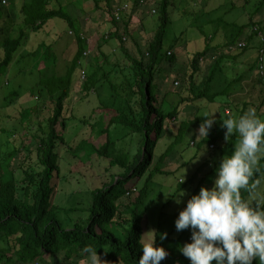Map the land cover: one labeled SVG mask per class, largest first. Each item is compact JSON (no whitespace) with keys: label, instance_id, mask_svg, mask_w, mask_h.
I'll return each mask as SVG.
<instances>
[{"label":"trees","instance_id":"1","mask_svg":"<svg viewBox=\"0 0 264 264\" xmlns=\"http://www.w3.org/2000/svg\"><path fill=\"white\" fill-rule=\"evenodd\" d=\"M5 1L7 2V0ZM141 1L138 0L136 3L139 2L140 4ZM158 1L161 11V22L153 39L147 45V50L145 52L142 51L140 58H134L129 55L130 52L126 47L128 41L123 39V35H119L118 27H115L109 35V37L113 35V37L119 38L124 50H126V54L131 59L134 70L133 80L130 76L127 78V87L130 94L126 95V107L118 108L114 104L109 106L103 103L102 114L99 119L94 122H89L88 119L84 120L94 129L97 128L95 131L96 135L91 137V139L81 140L79 145L73 148L75 150L71 149V151L73 152L72 154L79 156L82 161L96 153L101 157L109 158L111 164L121 168L123 171L118 176H114L108 184L92 189L91 205L82 209L87 212L86 216L74 220L68 216V218H63L60 215V207L54 203L57 183L60 177L57 148L60 141L65 142L64 135L59 127L61 126L64 129L66 126L65 117H68V114H65V109L74 85L72 73L78 64L82 67V60L85 58L83 53L88 47L87 38L81 31L78 17L69 9H66L65 7L68 5L65 6L60 0H23L16 13L4 4L6 3L4 0H0V17H5V19L8 17L10 21H14L15 16L16 20L20 18L18 20L17 35L8 33L0 41V77L7 72L11 63L15 60L16 53L23 45L28 32L40 30L47 23L52 24L51 29L55 31L57 26L54 20L57 18H62L68 22L70 26L68 33L74 36L73 40L77 44L71 65L67 66L66 72L58 73V75H56L58 72L56 70L58 66L61 68V64L58 63L57 59L54 62L51 61L52 63L49 62L54 54V50L50 49L53 48L54 44L57 45L58 40L61 38L58 30L55 31L56 36L53 37V43L48 44L44 49L45 53L39 55L40 57H36L38 58L37 64L44 65L43 67L40 66L42 68L40 70H47L46 68H50L52 65L56 74L45 76L43 71H40L39 92L48 94L49 101L45 104L44 109L49 110L50 114L40 124L41 132L38 135H34L35 137L33 136L37 140L35 144L38 168H34L32 163L25 169L24 182L26 184L22 187V196L18 194V182L15 178L14 170L9 168V163L11 158L18 154L24 146L15 147L8 152L6 158H3V155H1L2 143H0V242H3V245L0 246V264H31L34 262H41V264H63L64 262L72 264L86 258L82 253V249L86 245L97 247V252L100 256H103L113 264H137L139 257L142 255V247L139 240L145 231L142 210L150 186L157 174L169 173V170H164L166 158L176 149L177 145L181 144L183 137L189 133L191 134L197 123L203 121L206 116L210 118L209 113H200V107H197L196 110L199 115H196L192 120L181 122L172 143L160 154L158 161H154L158 141L168 132L166 122L173 118L177 119L179 107H181V105H178L171 111L164 112L162 100L159 103L156 92L154 93L153 91L154 85L156 90H159V84L156 80L166 78L162 73L170 71V67L178 61L177 53H168L169 50H172L170 48H175L178 38L168 48L169 50L164 48L166 30L170 23L168 8L172 0ZM260 1L259 9L264 5V0ZM81 2L77 0L78 4L76 6ZM12 3L14 4V2ZM92 3L94 10H106L110 22L115 26L118 24L112 14L113 0H92ZM70 5L71 3L69 2ZM12 8H14V5ZM217 20L218 18H216ZM130 21L131 17L126 19V21L124 19L125 29L129 30ZM209 21L212 22L214 20L209 19ZM262 24L261 28L264 26ZM246 26L251 27L252 25L247 22L238 26L237 30L241 32ZM260 27L258 25L251 27L252 32L248 38H244L246 45L242 48H230L239 42L240 37L238 34L229 35V33L226 34L225 32L226 40L223 43L216 44L215 42L211 44L209 38L215 39L216 34L212 32L205 35V31L201 30V34L207 39L205 48L197 51L193 56H189L187 53V57L190 60L188 64L189 73L186 80L192 94L189 97L191 98L190 100L203 99L215 102L218 97L225 96V104L230 105L232 101H229V97L236 91V85H241L243 80L253 76V73L256 72L261 48H264V32ZM254 37L258 39L259 44L250 46L251 39ZM247 49H251L256 53L254 55H257V60L247 65L248 67L245 71L236 62V65H238L236 68H240L239 73L237 76H230L226 69L230 68L231 63L237 61L236 59H239ZM138 50L142 49L139 47ZM38 51H40V47L30 52L31 56H35ZM238 51L240 53H237ZM209 57L213 58V60L208 64L207 76L200 81L204 86L201 88L200 83L196 81L201 72V63L209 59ZM167 66L170 67L167 68ZM109 76L110 73L108 71H105L100 76L98 69L88 70L86 78H80L79 80L80 88L84 89L86 95H88L91 90L97 89L98 84L103 79H109ZM215 78L216 88L214 87L215 89H213ZM218 78L221 79L220 85L217 82ZM109 84L114 91V98H118L120 96V85L112 81H109ZM252 84L254 86L259 85L258 91L254 93L251 90L249 95L255 94L256 98L252 100H248L249 98L245 99L242 104L235 103L236 107L233 110V114L229 110L226 118H239L251 108L249 105L255 106L256 109H254L257 116L261 119L264 118V111L261 112L260 110V108L264 107V78L256 74L255 82ZM33 93L34 87H32ZM257 100H259V103H256ZM179 101L183 103L188 100L180 98ZM16 103H21L20 92L18 89L13 88L5 95L4 103L1 107L9 109L10 106ZM67 109L69 110V108ZM34 110L35 106L25 108L22 112L23 121L30 119ZM105 110L106 112L104 113ZM197 111L194 113L196 114ZM116 124L123 125L129 128L130 131L121 137L113 138L112 127ZM18 135H14L11 140L15 141L20 138ZM218 137V135L212 134L195 141L196 132L194 130L190 141L199 147L204 143H207L210 147V144L215 143ZM128 138H130V142L126 143L127 147L121 148L119 143ZM237 139L238 136L236 135L230 137L221 147V152L225 154L226 149L233 145V142ZM13 141L11 142L13 143ZM23 142L22 140L21 143L23 144ZM146 173L145 180L139 188L137 186L138 180ZM262 175H264V155H261L258 159L250 183ZM190 180L193 181L194 179L191 178ZM185 185L184 181L180 182L179 189H182ZM196 189L193 194L196 193ZM241 194L243 197H247L249 192L241 190ZM77 210H81V208H64L66 213L71 212V214ZM173 230L176 231V227L171 229V231H166L167 236L164 240L160 239L162 230H157L155 242L157 245L163 246L168 252V255L160 264H190L188 258L180 252L179 246L188 242L191 230L184 229L174 239L171 237ZM172 241L176 243L177 247H173L170 244ZM252 264H259V261L254 259Z\"/></svg>","mask_w":264,"mask_h":264},{"label":"rangeland","instance_id":"2","mask_svg":"<svg viewBox=\"0 0 264 264\" xmlns=\"http://www.w3.org/2000/svg\"><path fill=\"white\" fill-rule=\"evenodd\" d=\"M11 1L14 2V4ZM11 1L7 0L4 4L16 13L20 5H22L23 0ZM60 1H62V4H65V6L68 5L65 8L75 14V7L76 4H78L76 3V0ZM79 1H82L84 6V8L81 7V11L85 9L91 19L96 20V22L93 23L95 29L94 33L96 32L99 35V42L97 44H101L102 38H105L104 36L106 34H110L112 32L111 28L108 30L104 29V26L106 25L105 23L107 22L106 17H108V12L102 9L94 10L92 0ZM113 1V5L121 2V0ZM127 1L131 5L130 9H132L138 0ZM179 1L180 0H172V3L169 5L168 11L170 23L166 30V39L164 40V48L168 49L178 38L175 48H170L172 49V52L177 53L178 61H176L172 67L167 66V68L170 67V71L162 73V75H165L166 78H159L156 80L159 84V90H156V86L154 85L153 91L154 93L156 92L158 102L160 103L162 100L164 112L167 113L178 105H181V107H179L177 119L173 118L172 120L166 122L168 132H166L164 137L158 141L154 161H158L160 154L163 153L172 143L181 122L185 120H192L196 115H199V112L196 110L197 107H200V113H209L210 118H212L211 114L213 113V124L209 129L207 136H211L213 134L215 136L218 135L220 138L218 137L215 141V148L209 147L207 143L202 144L200 147L195 143H192L190 140L194 130L196 132V138H194L195 141L203 137L198 136V129L202 122L200 121L197 123L193 132L185 135L181 144L177 145L176 149H174V151L166 158L164 170H169V173L157 174L155 176L154 181L150 186L143 210L141 208L144 214V240L148 239L150 234L147 232L150 230L157 233V230L161 229V233H163L171 231V229L175 228V219L177 218L180 210L186 206L187 200L191 197L193 192H195V189L198 188L196 189V193H198L201 186L211 187L213 185V181L216 176V168L219 166L222 156L225 154H231L237 141L233 142V145H230L226 149L224 152L225 154L221 152V147L228 141L225 139L226 129L222 126V119H227L226 116L228 112H226V109H229L233 114V110L236 107L235 103L242 104L245 99L249 98L248 100H252L256 98L255 94L251 96L249 95L251 90H253L254 93L257 92V88L259 86H254L252 84L255 82V72L253 73V76L243 80L241 85H236V91L232 93L234 100L230 103V105L225 104V96L218 97L215 102L203 99L190 100L191 98L189 97L192 94L186 80L189 73L188 64L190 60L187 57V53L189 56H193L197 51L205 48L207 39L201 34V30L205 31V35L211 34L212 32L216 34L215 39L209 38L211 44L215 42L216 44L223 43L226 40V37L224 36L225 32L226 34L229 33V35L238 34L240 37L239 41L244 40V38H248L249 34H251V27L253 25H258L259 27L262 23V25H264V5L261 9H259V3L261 4L260 0ZM69 2L71 3L70 6ZM13 5L14 8H12ZM139 6L140 8H138ZM153 8L157 9L155 13L153 12ZM134 9H140L142 11L143 15L140 16V18H142L141 20H143L146 27L151 25V28L147 27V29H150L148 31H152V29L157 30V27L161 22V11L158 0H147L146 2L145 0H142L140 4L138 2V4L135 5ZM125 17L126 19H129L127 15ZM216 18H218L219 21H216ZM209 19H213L214 21L210 22ZM18 20H20V18L16 20V16L14 21H10L8 17H6V19L5 17H0V41L3 40L8 33L17 35L19 28ZM54 21L57 26L55 31H59L58 33H60L59 35H61V38L58 40L57 45L54 44L53 48L50 49L54 50V54L51 56L49 62H54V60L57 59L58 63L61 64V68L59 66L57 67V74L52 65L50 68H46L47 70H40L42 69L40 66L43 67L44 65L40 63L39 65L37 64L38 58L36 57H40L39 55L45 53L44 49L48 44L53 43V37L56 36L55 31L51 29L52 24L50 25L47 23L40 30L28 32L23 45L16 53L15 60L11 63L7 72L0 77L1 155H3V158H6L8 152L13 150L15 147L24 146L18 154L11 158L9 163V168L14 170V175L18 182V194L20 196H22L23 192L22 187L26 184V182H24L25 169H27V167H29L32 163L34 164V168H38V164L36 163L37 150L35 144L37 143V140L34 139L33 136L38 135L41 132L40 124H42L50 114L49 110L44 109L45 104L49 101L48 94H42L39 92L40 71H43L45 76H51L53 73L56 75H58V73H64L71 65L75 55V48L71 43L74 36L68 33L70 27L68 22L62 18H57ZM247 22H250L252 26L244 27L241 32L237 30L238 26ZM123 23L124 21L122 24ZM141 25L142 23H140V26L138 25L136 34L142 50L129 54L134 58H140L143 53L142 51L145 52L147 50L148 44H146V42L148 37L144 32L147 31V29L142 28ZM261 29L264 32V26ZM127 39H129V35L127 36ZM251 43L250 46H257L259 41L258 39L256 41L254 37L251 39ZM116 45L117 46L114 47H106L107 55L99 53L96 54L97 51H94V55H91L89 62L87 60L89 68L90 65L93 66L94 64H97V62H102L103 66L98 70L100 76L105 71L110 73L109 79H103L98 84L96 90L93 89L88 95H86V91L80 88L78 79L84 72L87 74L88 70L84 66L86 64H82V67L78 64L72 73L74 85L70 98L67 100L68 105H66L65 109V114H68V117H65L66 126L64 129H62L61 126L59 127V129L62 130L65 142L60 141L57 148L59 154L60 177L57 183L54 203L60 207V215L63 218L71 217L76 220L79 217L86 216L87 212L82 209L91 205V190L96 187H100L103 184H108L114 176H118L120 172L123 171L121 168L111 164L109 158L101 157L94 153L82 161L79 156L72 154L73 152L71 151V149L75 150L73 148L79 145L81 140L91 139V137L96 135L95 131L97 128L94 129L90 124L84 122V120L88 119L89 122H94L99 119L102 114L103 103L108 104L109 106L114 104L115 107L118 108L126 107V95L130 94L129 88L127 87V78L130 76L133 80L134 70L131 59L121 47L122 43L119 38H117ZM38 47H40V51H38L35 56H31L30 52L34 51ZM114 48L117 51H113ZM253 52L254 51L251 49H247L244 51L245 54L242 53L240 57L250 54L252 55L251 59L255 61L257 60V55H254L256 53ZM237 53H240V51ZM211 60H213V58L209 57V59H206L201 63V72L200 75H198L196 81L197 83H200V81L207 76V67ZM236 60L237 61H233L231 63L230 68L226 67L227 73L230 76H237L240 70L239 67H241L244 71L248 67L246 64L242 63L241 66L236 68L238 66L236 65V62L241 59ZM109 81L120 85V96L116 99L113 96L114 91L111 88ZM176 81H179V83H176ZM217 82L220 85L221 79L218 78ZM201 84L202 82L200 83V86L203 88L204 86ZM32 87H34L33 94ZM214 87L216 88V78L214 80L213 89H215ZM13 88L18 89L20 92L21 103H16L15 105L10 106L9 109L2 108L1 105L4 103L5 95ZM164 98L165 101L163 102ZM180 98H186L188 101L180 103ZM256 103H259V100H257ZM31 106H35V110L31 118L23 121L22 112L25 108ZM249 107L256 109L255 106L249 105ZM67 108H69V110ZM260 110L261 112L264 111V107L262 109L260 108ZM195 111H197L196 114L194 113ZM105 112L106 110L104 113ZM102 116L106 117L105 115ZM129 131V128L116 124L112 127V136L113 138L121 137ZM27 132H29L28 135ZM14 135L20 136L21 139L23 137V144L21 143L22 140L20 138H17L15 141L11 140ZM10 140L13 141V143ZM129 140L130 138L125 139L119 143V146H121V148L127 147L126 143L130 142ZM28 149L30 150L28 151ZM146 175L147 173L138 180L137 186L139 188L142 186ZM191 178L194 180H190ZM181 180H183L186 185L182 189H179ZM255 181H259L257 191L264 193V175L260 176ZM182 191H184V195L179 197L180 202L177 203L176 197H178L179 193ZM249 196L250 193L247 197ZM69 207L81 208V210L74 211L72 214L71 212L66 213L64 208ZM164 228L168 230H165ZM174 230L171 234L173 239L183 231ZM190 239L191 236L188 238V241H190ZM170 244L173 247H177L174 241L170 242ZM2 245L3 242H0V246ZM100 257L102 260H105L107 264H113L111 261L106 260L103 256ZM31 264H41V262H34ZM63 264L66 263L64 262ZM72 264H87V260L86 258L80 259L79 262Z\"/></svg>","mask_w":264,"mask_h":264},{"label":"clouds","instance_id":"3","mask_svg":"<svg viewBox=\"0 0 264 264\" xmlns=\"http://www.w3.org/2000/svg\"><path fill=\"white\" fill-rule=\"evenodd\" d=\"M211 115L201 122L198 136L207 137L214 120ZM222 126L226 140L233 135L238 139L231 154L222 156L213 185L201 186L175 219L177 231L191 230L190 241L179 250L190 264H252L254 259L264 264V193L257 191L259 181L250 183L258 159L264 155V119L250 108L239 118L222 119ZM241 190L250 196L243 197ZM183 195L184 191L179 193L177 203ZM147 233V240L144 234L139 240L142 255L137 264H160L168 252L156 244L155 231ZM166 236V232L160 233L161 240ZM82 253L87 264H107L97 247L86 245Z\"/></svg>","mask_w":264,"mask_h":264},{"label":"crops","instance_id":"4","mask_svg":"<svg viewBox=\"0 0 264 264\" xmlns=\"http://www.w3.org/2000/svg\"><path fill=\"white\" fill-rule=\"evenodd\" d=\"M180 1H185V0H180ZM179 1V2H180ZM76 3H77V0H76ZM113 3H114V1H113ZM191 3V2H190ZM81 4V5H80ZM78 6H76L75 7V11L76 12H78V13H76L75 12V14H76V16L78 17L77 19H78V21H79V25H80V28H81V31L83 32V34H84V36L87 38V40H88V48L90 49V54H89V56L87 57V58H84L83 60H82V63L83 64H86V65H84L86 68H87V70H99V68L100 67H102L103 66V64H102V62L100 61L99 63L97 62V64H94L93 66L92 65H90V68H89V65H88V63H87V60H88V62H89V59H90V57H91V55L93 54L94 55V51L96 52V54L97 53H99V54H102V55H107V51H106V47L107 46H112V47H114V46H117L116 45V42H117V38L116 37H113V35H111L110 37H109V35L107 36V35H105L104 37L105 38H102V43L100 44H97L99 41H98V37H99V35L95 32L94 33V31H95V29H94V25H93V23L94 22H96V20H94V19H91V17H90V15L88 14V12L85 10V9H83L82 11H81V7L82 8H84V6H83V3L81 2ZM138 3H135V5H137ZM221 4H223V3H221ZM135 5L132 7V9H130V11L128 12V14H127V16L128 17H131V24L129 25V30L126 28L125 29V23H123L122 24V22L124 21V19H123V21L122 22H120V23H118L116 26L113 24V23H111L110 22V20L108 21V19H109V16L108 17H106V25L104 26V29L105 30H108L109 28H111V31H113L114 29H115V27H118V31H119V35H123V34H125V35H129V39H127V41L129 40V42H128V44L126 45V47H127V49H128V51L130 52V53H133V52H135V51H138V48L140 47L141 48V46H140V43L138 42V36H137V34H136V31L138 30L137 29V27H138V25L140 26V23H142V28H144V29H147V27H149V28H151V25H148L147 27H146V25L144 24V22H143V20H141L142 18H140V16H142L143 14H142V11L140 10V9H134V7H135ZM220 5V4H219ZM78 8V9H77ZM138 8H140V6L138 7ZM154 9V8H153ZM88 14V15H87ZM137 17H136V16ZM127 17V18H128ZM103 20V19H102ZM125 20H126V17H125ZM159 26V25H158ZM158 28V27H157ZM148 30H150V29H147V31H144L145 32V34L147 35V42H146V44H149V42L153 39V37H154V34H155V30L156 29H152V31H148ZM126 32V33H125ZM149 33V34H148ZM134 41H133V40ZM256 39V41H257V38H255ZM132 41H133V43H132ZM73 45H74V48H75V50L77 49V44H76V42L73 40L72 42H71ZM130 43H131V45H130ZM253 44H258V43H253ZM121 47H122V49H123V51L126 53V50H124V48H123V46L121 45ZM116 49L114 48V50L113 51H115ZM117 51V50H116ZM110 52V51H109ZM109 54V53H108ZM250 54H247L246 56H244V57H239V59H241V60H239L238 61V63H239V65H242V63H246V65H249L251 62H253V60L251 59V57H252V55H250ZM255 62V61H254ZM78 80H80V76H79V79ZM79 82V81H78ZM234 96H230L229 97V101H232L233 102V100H234V98H233ZM229 111V109H226V112H228ZM217 118V117H216Z\"/></svg>","mask_w":264,"mask_h":264},{"label":"built area","instance_id":"5","mask_svg":"<svg viewBox=\"0 0 264 264\" xmlns=\"http://www.w3.org/2000/svg\"><path fill=\"white\" fill-rule=\"evenodd\" d=\"M130 11V3L127 0H121V2H118L117 4L113 5L112 14L115 18V20L120 23L124 19V17L128 14ZM157 10L156 8L153 9V12L155 13ZM109 34V33H108ZM108 34H106L108 36ZM123 39L126 40L127 36L123 34ZM246 45V42L244 40L239 41L237 44L232 45L230 48H242ZM90 53V49H86L84 51V56L87 57ZM168 53H172V51H168ZM256 74L258 76L264 78V48H261V53L259 56V61L256 68ZM81 78H86V73L84 72L81 76ZM176 83H179V81H176ZM210 147L215 148V143H211Z\"/></svg>","mask_w":264,"mask_h":264}]
</instances>
